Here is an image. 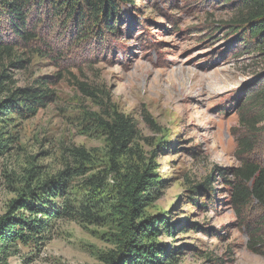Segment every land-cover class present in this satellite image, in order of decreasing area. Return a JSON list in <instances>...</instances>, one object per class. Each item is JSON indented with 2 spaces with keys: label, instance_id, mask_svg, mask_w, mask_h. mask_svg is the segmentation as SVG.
I'll return each mask as SVG.
<instances>
[{
  "label": "rangeland",
  "instance_id": "rangeland-1",
  "mask_svg": "<svg viewBox=\"0 0 264 264\" xmlns=\"http://www.w3.org/2000/svg\"><path fill=\"white\" fill-rule=\"evenodd\" d=\"M134 2V9H124L120 33L104 43L90 33L77 44L65 18L38 9L27 29L38 40L4 61L5 87L44 81L53 100L34 116H12L4 124L12 142L0 158V217L24 190L63 174L58 202L80 209L94 197L90 204L101 221L54 220L43 240L18 245L16 255L11 248L0 264H101L100 257L116 249L120 229L110 206L119 186L96 121L103 105L86 88L107 111L135 125L140 157L130 163L148 164L160 182L144 215L158 221L157 228L162 220L173 228L157 238L168 250L166 264H264V208L252 202L241 212L231 188L244 161L264 166V122L254 134L242 122L250 109L246 97L264 84V52L241 49L233 35L240 28L228 26L241 13L220 1ZM250 137L252 153L239 156V141ZM81 148L91 154L82 170L71 154ZM206 184L214 189L211 199ZM255 232L260 254L249 249Z\"/></svg>",
  "mask_w": 264,
  "mask_h": 264
},
{
  "label": "trees",
  "instance_id": "trees-1",
  "mask_svg": "<svg viewBox=\"0 0 264 264\" xmlns=\"http://www.w3.org/2000/svg\"><path fill=\"white\" fill-rule=\"evenodd\" d=\"M217 1L241 13L234 24L228 25L234 30L240 28L233 35L236 36L235 42L242 43L241 49L249 54L264 52V0ZM134 4V0H0V158L6 154L12 142L4 124L13 121L12 116L22 119L34 116L53 100V94L44 81H37V87L15 90L5 87L3 83L8 80L7 70L3 68L4 61L11 58L21 44L30 48L32 42L38 40L34 32H27L33 22V14L43 8L45 12H53V16L65 18L70 32L79 35L77 44L90 33L96 41L104 43L108 36L120 33L124 9H134ZM35 29L37 27L32 30ZM11 36L13 44L6 43L5 38ZM11 65L20 66L21 62ZM85 93L94 100H100L103 105L104 114L96 117V121L105 132L107 156L119 186L117 199L110 206V214L117 219L120 229L119 234L114 236L116 249L102 255L101 264H166L168 250L157 242V238L161 232L171 234L173 228L167 220L160 221L161 226L157 228L159 222L144 215L151 193L160 182L148 164L144 165L143 162L139 167L130 163V160L140 157V152L133 147L137 137L135 125L123 113L115 109L107 111V104L93 89L86 88ZM245 104L250 109L246 112V121L242 122L254 134L257 124L264 122V84L253 95L246 97ZM254 146V137L241 139L238 155L251 154ZM71 154L76 163L81 164L80 170L84 169L83 163L91 162V154L83 148L73 149ZM62 176L59 174L32 189L24 190L18 200L12 202L11 209L0 217V259L8 256L11 248H14L13 254L16 255L18 245L28 246L43 240L54 220L75 219L80 215L85 222L101 221L90 204L94 197L81 205L80 209H73L65 201L58 202L63 198ZM234 176L236 181L231 188L233 202L242 208L238 210L244 211L252 202L264 208V166L244 161L242 167L235 170ZM203 190L210 199L213 197L212 186L206 184ZM257 234H251L249 249L260 254L259 247L262 245Z\"/></svg>",
  "mask_w": 264,
  "mask_h": 264
}]
</instances>
